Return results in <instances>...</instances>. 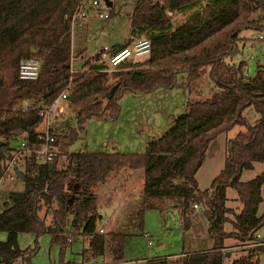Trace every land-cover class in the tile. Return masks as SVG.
Wrapping results in <instances>:
<instances>
[{
	"label": "trees",
	"instance_id": "obj_1",
	"mask_svg": "<svg viewBox=\"0 0 264 264\" xmlns=\"http://www.w3.org/2000/svg\"><path fill=\"white\" fill-rule=\"evenodd\" d=\"M79 2L0 0V181L19 133H25L30 144L35 141L41 104L50 105L67 90L68 105L77 110L75 128L68 130L67 138L61 140L59 136L61 152L53 161L45 165L31 156L23 170H17L25 189L10 193L0 211V232L7 236L6 241L0 242V264H15L18 260L32 264L38 245L35 242L33 248L20 250L19 234L36 238L50 234L52 242L59 244L60 264H79L63 260L66 247L62 236L68 220L69 232L93 236L83 256L107 258L108 264L121 262L127 236L113 231L96 233L100 200L94 190L125 171L144 172L142 208L137 213L140 229L147 210L158 211L162 216L174 210L187 229L193 206L203 208L213 247L184 254L179 264H224L227 239L259 243L255 234L264 225V212L257 215L263 202L264 173L247 182H241L240 177L253 164L264 163V66L257 68L252 79L245 80L244 62L236 65L226 59L240 52L237 42L243 31L264 33V0H133L130 37L125 44L112 46L110 53L145 37L151 45L149 55L143 61L133 59L118 67L142 66L143 76L134 83L110 86L95 76L75 89L70 87V19ZM188 11L190 15L179 25L174 26L168 16ZM24 60L41 64L36 80L18 79V67ZM164 66H179L169 81L149 75L150 68ZM81 68L95 73L107 70L101 55L87 59ZM177 74L186 75L189 96L194 94L191 87H196L204 76L214 84V90L204 98H189L186 114L175 118L173 127L150 143L144 154L69 150L84 133L87 121H115L123 97L172 88ZM99 97H107L105 107L98 104V110L92 109ZM24 102L28 105L24 106ZM248 107L260 116L253 125L243 117ZM235 127L244 130L227 142L222 170L208 190H200L196 174L210 143ZM60 156H65L66 167L58 171L56 162ZM229 188L236 191L241 204L238 214L226 207ZM54 204L56 209H52ZM49 211L52 219L48 223L45 214ZM228 224L231 232L225 229ZM260 257L264 259V245H256L231 264H258ZM153 262L173 264L167 259Z\"/></svg>",
	"mask_w": 264,
	"mask_h": 264
},
{
	"label": "rangeland",
	"instance_id": "obj_2",
	"mask_svg": "<svg viewBox=\"0 0 264 264\" xmlns=\"http://www.w3.org/2000/svg\"><path fill=\"white\" fill-rule=\"evenodd\" d=\"M112 6L109 7L105 0H100L98 11H90L87 18L75 24L71 28V57H72V72L71 84L75 82L76 74L81 70V65L89 58H92L98 49H111L115 45H123L130 37V15L133 8V0H108ZM98 13H107L108 20H103L98 17ZM191 12L168 14L173 25H179L185 21ZM259 36L264 37V33L254 31H243L238 36L237 45L240 52L232 59L227 58V62L238 65L244 62L246 66V75L252 79L257 71V68L264 66V40H259ZM140 37L137 39H142ZM136 40V39H135ZM251 48V49H250ZM142 58L139 61H143ZM138 61V62H139ZM146 68V67H145ZM179 69V66H164L150 68L149 75L154 79L170 80L175 75L174 72ZM244 70V68H243ZM108 75L109 78L116 76L114 83H134L140 76H143V69L137 67L135 69L116 68ZM142 71V72H141ZM121 73V74H120ZM246 77V78H247ZM247 78V79H248ZM109 80V79H108ZM192 86L194 92L189 96L187 86V78L185 74L176 75V83L172 88L160 89L142 95H130L121 99L119 110L121 118L114 122L105 121L98 118H93L86 122L84 133H80V138L70 147L71 152L87 151L90 153H103L115 151L122 154H144L147 151L149 141L156 137H161L165 134L172 120L186 114V103L189 98H204L208 96L211 89L214 90V84L209 81L207 76ZM107 97H99L93 103L91 108L95 109L98 104L102 108L105 107ZM24 106L28 103L24 102ZM98 110V107L96 108ZM58 118L60 124L61 140L67 138L68 130L75 128L77 110L67 106L63 114ZM245 117L252 125L255 124L260 116L253 107H248L243 111ZM244 130L240 127H235L231 131L219 135L214 139L204 156V160L196 174V180L200 190H208L212 180L222 170L227 155V142L233 140L236 135ZM114 144V145H112ZM24 165L19 162L16 170H23ZM66 167L65 156H60L56 162V170H64ZM140 173H144L140 171ZM264 173V163H255L251 170L243 171L240 177L241 182L250 181ZM124 175L112 177L110 181L112 185H117L118 182L133 183L135 191L139 192L140 183L139 174L130 177L120 178ZM135 184V185H134ZM25 189L24 183L17 179L14 174L11 177L0 181V209L2 205L8 201L9 194L13 192H22ZM97 195L98 191H94ZM100 193V192H99ZM263 202L259 205L257 215L264 212V186L262 188ZM122 196L112 200L111 204L99 202L97 207L98 219L97 226L103 225L104 221L108 220L115 223L114 231L127 236L123 260L117 264H155V259H167L173 264H179L184 254H192L199 251L209 250L213 246V241L207 233L208 223L203 214V208L194 211L191 217L189 228L185 229L180 217L174 210L169 211L164 216L158 211L147 210L142 217V228H139L137 213L142 208V194L137 197L127 200L124 207ZM99 200L100 197L98 196ZM226 207L238 214L241 209V204L237 200V193L234 189L226 191ZM125 201V200H124ZM56 209L54 204L52 209ZM1 211V210H0ZM49 211L46 215L47 222L52 219ZM233 219V216H229ZM49 223V222H48ZM69 220L65 233H63V241L66 247L63 260L65 263L74 261L81 264L84 260L87 264H108V259L102 258L91 259L89 255H82L83 243H81V234H73L68 231ZM227 232H231V225L225 226ZM264 237V225L257 233ZM70 235H75L72 242L69 243ZM148 235V236H145ZM6 233L0 232V242L6 241ZM61 239V238H60ZM227 239L225 241L228 247L225 251L228 253H236L239 256L244 254L243 244L237 240ZM150 241V246H148ZM228 241V242H227ZM258 241V240H257ZM35 242L38 245V251L32 258V264H60L59 260V244L52 242L50 234H44L39 238L31 234H19L17 238V247L20 250L33 248ZM249 249L254 248V244L248 245ZM87 247V246H86ZM248 250V249H247ZM83 256V257H82ZM226 261V260H225ZM15 264H22L18 260ZM258 264H264V259L260 257Z\"/></svg>",
	"mask_w": 264,
	"mask_h": 264
},
{
	"label": "built area",
	"instance_id": "obj_3",
	"mask_svg": "<svg viewBox=\"0 0 264 264\" xmlns=\"http://www.w3.org/2000/svg\"><path fill=\"white\" fill-rule=\"evenodd\" d=\"M99 3L100 0H80L70 19L71 27L87 18L90 11L97 12ZM98 17L103 20L109 19L107 13H98ZM258 38L259 40H264L263 36H259ZM150 49L151 45L149 40L142 38L134 41L129 47L117 51L114 54L110 53V49L103 48L98 49L95 55L102 56L105 60L107 70H114L127 61L148 56ZM243 68L242 75L243 78L247 80L246 66H243ZM40 69L41 64L39 62L28 60L21 61L18 67V79L21 81L36 80L39 76ZM67 96L68 92L64 90L50 105H40L38 112L40 122L35 129V141L30 144L25 133H19L15 139L14 145L11 147L12 157L6 165L2 179L11 177L14 168L18 167L19 162H22L24 166L28 164L31 156H35L38 162L49 165L53 161L55 155L61 152L59 145V136L61 132L58 118H60V120L64 119L60 116L68 106ZM193 209L199 210V207L193 206ZM110 224V221H104L103 225L97 226L96 233L105 234L109 231ZM74 237L75 235H70L68 242L71 243ZM79 237L81 238V243H83V248L85 247L84 250L89 249V243L93 236L81 234ZM256 245H264V241H260L255 244L254 247ZM148 246H150V241H148ZM101 261H103V259H101ZM81 264L87 263L83 260Z\"/></svg>",
	"mask_w": 264,
	"mask_h": 264
},
{
	"label": "crops",
	"instance_id": "obj_4",
	"mask_svg": "<svg viewBox=\"0 0 264 264\" xmlns=\"http://www.w3.org/2000/svg\"><path fill=\"white\" fill-rule=\"evenodd\" d=\"M109 4H111L110 2H109ZM111 6H112V4H111ZM82 66V65H81ZM110 72L111 71H103V72H98V73H95V72H89V71H86V70H84V69H82L81 68V70L79 71V72H77V76H76V79H75V82L73 83V84H71L70 83V87L71 88H75V89H77V88H79V87H81L84 83H86L88 80H90V79H92V78H94L95 76H100L101 78H102V80H103V83H104V85L105 86H110V85H113L114 84V81H116V76H120L119 74H115V77H112V78H109V74H110ZM73 74H74V72L72 73V76H73ZM121 74V73H120ZM109 79V80H108ZM157 92V91H156ZM121 101V100H120ZM119 104H120V102H119ZM121 111L119 110V115H118V117H117V119L115 120V121H110V122H118V120L121 118ZM98 119H102V118H98ZM175 119V118H174ZM174 119L172 120V126H170L169 128H168V130L166 131V132H168L172 127H173V122H174ZM102 120H104V119H102ZM106 121V120H105ZM86 124V123H85ZM165 132V133H166ZM158 138H160V137H156V138H154L152 141H149V143H148V145H150V143H152L153 141H155V140H157ZM112 145H114V144H112ZM112 148H113V150L115 151V147H113V146H111ZM107 152H109V151H107ZM140 171H142V170H138V171H125V172H122V173H124V175H122V177H120V178H125L126 179V177H130V176H132V175H135V174H139L138 176H139V182L138 183H140V190H139V192L137 193V191H135V188H134V186H133V183L129 180H127V182H122V183H120V182H118L117 183V185H112V183H111V181L107 184V185H105L106 184V182L108 181V180H111V178L112 177H115V176H120L121 174H119V175H115V176H112V177H110L106 182H105V184H103V185H101V186H99L96 190H94V191H98V194H97V196H99L100 197V202H103V203H105V204H107V206H109L110 204H111V202H112V200H113V198L114 199H116V198H118L119 196H122L121 198H124L123 199V203H124V207H125V205H126V202H127V200L128 201H130L131 199H134L135 197H137V195L139 194V193H143V177H144V173H140ZM135 185V184H134ZM100 192V193H99ZM125 200V201H124ZM1 209H2V207H1ZM0 209V210H1ZM194 211H196V210H194ZM97 213H98V211H97ZM99 214V213H98ZM101 218V216H99V218L98 219H100ZM102 219V218H101ZM231 219V218H230ZM231 220H233V219H231ZM48 222H50V220L48 221ZM111 224H110V226H109V231H113V232H115L114 231V229H115V223L112 221V222H110ZM115 233H117V232H115ZM258 232H256V234H255V237H256V239L260 242V241H264V237H261V236H259L258 234H257ZM145 236H148V235H145ZM232 241V240H231ZM234 241V240H233ZM232 241V242H233ZM228 242V241H227ZM228 244L229 243H226L225 244V250L227 249V248H229L228 247ZM241 244H243L244 246H243V249L245 248L246 250H244V254L243 255H245L248 251H250L251 249H249V248H247V247H249L248 245H251V244H249V243H241ZM255 245V244H254ZM213 247V246H212ZM212 248H210L209 250H211ZM248 249V250H247ZM209 250H205V251H209ZM199 252H202V251H199ZM196 253V252H195ZM229 254V256H227ZM242 255V256H243ZM83 257V256H82ZM241 256H239L238 257V255L236 254V253H234V254H232V253H228L227 252V254H226V261H224V264H231L233 261H235V260H237V259H239ZM260 259V258H259ZM156 260V259H155ZM70 262H72V261H70Z\"/></svg>",
	"mask_w": 264,
	"mask_h": 264
},
{
	"label": "water",
	"instance_id": "obj_5",
	"mask_svg": "<svg viewBox=\"0 0 264 264\" xmlns=\"http://www.w3.org/2000/svg\"><path fill=\"white\" fill-rule=\"evenodd\" d=\"M105 2L107 3V5H108L109 7H111V4H109V1L107 2V0H105ZM2 145H3V143L0 141V147H1ZM50 167H52V165H50ZM14 173H15L16 177H18V179H20L21 181L23 180V178H22L21 175L17 172L16 169L14 170ZM227 256H229V254H228Z\"/></svg>",
	"mask_w": 264,
	"mask_h": 264
}]
</instances>
